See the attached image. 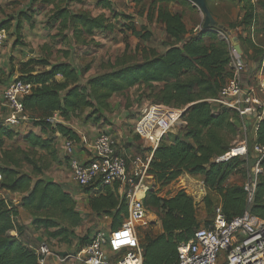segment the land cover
I'll return each mask as SVG.
<instances>
[{
	"label": "trees",
	"instance_id": "obj_1",
	"mask_svg": "<svg viewBox=\"0 0 264 264\" xmlns=\"http://www.w3.org/2000/svg\"><path fill=\"white\" fill-rule=\"evenodd\" d=\"M140 1L133 0L134 5ZM208 1L206 4L211 12ZM236 2L242 4L243 14L229 28L239 26L243 32L250 33V28L254 26L255 37L259 35L264 40V0ZM170 3L191 5L188 0H149L146 7V20H156L164 27L167 48L162 53L142 47L136 49L140 50L142 58L130 61L124 55L130 53L129 45H125L120 56L105 60L101 70L87 78L83 74L90 69V63L79 66L74 61L52 63L31 58L21 65L17 77L30 85L21 102L30 122L39 129V134L25 132L21 135L30 145L37 147H46L47 142L53 141L55 133L78 142L71 129L61 122L52 125L46 122V118L57 113L63 120H70L82 108L89 109V117L96 115L100 118L102 111L110 110V99L114 94L133 87L138 88L139 95L150 104L184 110L179 116L184 123L181 131L162 136L148 162L147 173L153 182L145 193L143 204L156 213L160 231L155 234L147 231L140 238L142 264H175L178 245L187 242L198 227L207 225L212 218L202 222L198 220L193 197L183 189H177L167 197L160 194L182 174L202 180L205 189L220 196V205L228 220L245 210L264 219V160L254 201L250 205L241 185H225L233 172H245L247 160L233 157L227 162H215V158L227 152L237 139L241 125L235 110L223 106L215 108L208 101L215 98L226 80L233 76L229 69L232 59L230 46L219 36V30H187L182 12L171 9ZM96 4L106 9L108 14L92 16L87 11L73 13L65 5L57 6L50 15V19L57 23L56 36L62 42L73 43V54L78 47L86 48L83 51L85 54L88 49L99 46L100 41H96L95 37L113 35L116 26L119 32H129L141 40H148L151 36L145 27L137 29L133 16L116 10L110 1L97 0ZM257 7L261 10L259 21ZM8 21H0V28L7 31ZM237 38L239 44H249L254 57L260 55L261 60L263 49L255 46L249 34L246 37L237 35ZM243 61L247 69V61ZM102 120L106 121L105 118ZM19 135L14 128L0 122V190L21 195L18 204H14L0 194V264H39L34 239L27 235L26 226L17 221L19 208L37 217L32 220L35 228H43L49 238L64 242L75 238L73 229L81 223V217L71 196L63 192L57 183L33 180L31 175L18 170L19 163L25 161L33 166V173L40 172L27 153L21 160L16 157L21 152L19 149H4L6 139ZM254 144L264 145V116L257 125L256 139L253 144L247 145L249 152ZM94 186H98L101 193L89 196V209L96 217L109 216L113 229L119 227L127 217V204L124 196L117 192L118 185H102L96 181L83 188ZM205 202L209 209L212 203L209 196ZM11 230H15L16 235H11ZM82 240L79 239L82 244L89 241L86 237Z\"/></svg>",
	"mask_w": 264,
	"mask_h": 264
},
{
	"label": "crops",
	"instance_id": "obj_2",
	"mask_svg": "<svg viewBox=\"0 0 264 264\" xmlns=\"http://www.w3.org/2000/svg\"><path fill=\"white\" fill-rule=\"evenodd\" d=\"M96 1L97 0H0V21L9 20V23L7 24V37L0 47V122H3L9 111L7 104L3 99V91L12 80L19 76V68L23 63L31 58L45 59L52 63L60 61H74V63H79V57H81L83 51L86 50V48L78 47L76 51L74 50L75 54H73V50L71 51L73 43L67 41L62 42L61 39L56 36L57 23L53 22L50 19V15L53 13L55 8L57 6L66 5V7L73 13L77 11H87L92 16L101 13L108 14V11L106 9H103L100 5H97ZM108 1H110L113 5V8H116V10L118 11L124 12L126 14H130L129 12H132L130 6L134 5L133 0ZM126 5H128V8L125 7ZM257 13L259 21L261 16V10L259 7H257ZM131 15L133 16V22H136L135 14ZM145 19L146 18L144 16L142 20ZM18 24H20L19 31L16 34L15 30ZM150 25L151 26L147 27L146 29L151 33V36L148 40L142 41L141 39L136 38L132 35L134 37V41L132 45L128 46L129 52H132L133 54L136 52L137 42L144 43L140 44L142 45L141 47L139 46L140 48H151L155 50V52L159 53H162L166 50L167 44L164 43L166 35L163 25L157 23L156 20H153ZM155 25L159 26L158 35L153 28ZM185 27L187 30H189V27L186 24ZM199 29L200 27L197 28L196 26L192 30L194 32H197L199 31ZM253 29H255L254 26L250 28V33H248L247 31L246 33L241 32V34L242 36L244 35V37L249 34L250 38L252 39L251 41L255 44V46L263 49L261 60L259 57L260 55L254 57L253 49L249 44L241 45L239 44V42L238 44L240 46L241 52H236L237 54L233 55V60L238 58L247 61V69L241 74L239 79L241 86L246 92L250 89V93L254 98L264 102V93L257 87L259 70L261 68L262 62H264V46L259 44L260 36L256 35L255 37ZM255 38H257L258 42L255 41ZM152 39L154 40V42H152ZM229 40L231 42V38ZM100 43H104V40L100 39ZM124 48L125 44H123V49L121 50V52L124 50ZM138 52H140V50ZM73 55L74 57L71 59V56ZM85 55H88V53H86ZM55 57L58 58L53 61L52 58L55 59ZM91 69L92 68L90 67L88 72L83 74L84 78H87L89 76ZM229 69L232 70L231 63L229 65ZM226 99L228 101L232 100L231 97H227ZM148 104H150V102L139 95L138 88L133 87L122 93L114 94L110 99V110L108 112L102 111L100 118H97L96 115H91L89 117V109L82 108L78 112L76 117H73L70 120H63L61 117H59V122H61L67 128L71 129L77 135L78 142H75L76 149L74 156L78 160H80L81 162H87L90 160V158L92 157L90 145L96 138L97 134L100 131L105 130L116 139L117 151L126 157L127 169L128 171H131L135 167L132 161L135 156H139L145 161L147 158L150 159L152 155L151 144L141 140L133 130L134 123L139 118L141 109ZM212 105L214 106L215 104ZM176 110L177 109H174L173 111ZM104 118L106 119V121L103 122L102 119ZM240 119L241 125L239 130H248L249 139L245 140L247 141V144L249 143L251 145L256 139L257 126L254 120V116L251 114H247L243 118L240 117ZM183 125V122H178V131L176 130V133H179L181 131L180 128ZM14 129L15 131L19 132L20 135L15 136L12 139H6L4 142V149L8 151L17 150L18 148L10 150V148L7 147V143L14 144V142L20 139L26 145V148L28 147L30 149L29 152L27 149H25L24 153H27L28 157L36 163V167L39 168L40 172L37 171L36 173H33V166L25 161L19 163L20 166H18V170L21 173L31 175L33 180L43 179L45 181L57 183L63 192H66L71 196L75 204V210L81 217V223L73 229L75 238L65 243V246L60 245V249L51 247L50 245L51 250L53 251V255L46 259V264H84L82 261L81 251L83 250V247L86 243L82 245L78 244V235H80L79 233H82L84 230L83 236L88 240L96 230H108L112 228L111 218L109 216L103 215L101 217H96L91 212L88 206L89 196L99 195L101 193L100 188L98 186H94L89 187L88 189L87 187H79L75 183L70 171L68 157L64 156L60 149L64 137L59 133L54 134L53 141L47 142L46 147H37L32 146L27 141H25L23 135L21 134H24L25 132L39 134L38 127L33 126L29 121L27 125H22V128ZM175 129L176 128H174L173 130ZM41 137L45 138L46 135H43ZM238 138H240L239 135L237 139ZM237 139L235 141H238ZM19 153L21 155L18 154L16 155V157H19L21 160H23L25 154L23 152ZM247 162L248 164L250 163V168L253 165V159L251 158V156L247 160ZM248 169L245 170V173H247ZM236 172L237 171L233 172L226 181H230L231 179H233L232 176ZM245 176L246 174L244 175L242 183L245 179ZM179 180H182V182L178 181L177 183V181H175L174 183H171L167 186L169 187L168 189H170L171 187L183 189V186L185 185H189L191 189L193 187L192 184L195 182H197L198 185L194 188L198 189L200 185L204 187L202 180L196 179L187 174H182L179 177ZM192 180H195V182ZM149 182L152 184V177H150ZM232 184L236 183H225V185ZM117 185V192L118 194L122 195V185ZM163 189L161 190V193L164 191ZM205 192L209 193V195L214 194V192L208 191L207 189H205ZM193 193L194 190H192V194ZM0 194L6 200H11L14 204H18L19 198L21 196L18 193H10L9 191L4 189L0 190ZM213 199H215V202L219 201L220 203V196L214 195ZM23 213L28 214V217H25ZM149 217L151 222H154L158 230L160 231V223L158 217L155 214H152ZM34 218L37 217L29 214V212L25 211L21 207L19 208L17 221L26 226L27 235H30L35 242H40L41 240L47 239L49 243H53L54 239L49 238L43 228H35L32 225V220ZM198 220H200L201 222L204 221L201 218H198ZM87 221L90 222V224L92 225L91 227L88 225ZM9 233L11 235H16L15 230H11L9 231ZM74 240L76 241V247L71 246ZM60 243H64V241H60ZM56 254L62 257H64L66 254H70V257L61 261L58 257H56Z\"/></svg>",
	"mask_w": 264,
	"mask_h": 264
},
{
	"label": "built area",
	"instance_id": "obj_3",
	"mask_svg": "<svg viewBox=\"0 0 264 264\" xmlns=\"http://www.w3.org/2000/svg\"><path fill=\"white\" fill-rule=\"evenodd\" d=\"M221 33V32H219ZM222 34V33H221ZM223 37H226L222 34ZM7 37V31L0 28V47ZM227 38V37H226ZM233 76L228 78L218 91L215 98L208 101L215 108L223 106L235 110L239 117L247 114L254 116L256 126L264 116V102L254 98L245 91L240 83V76L246 70L241 59H234L237 54L230 50ZM257 87L264 93V62L259 70ZM30 90V85L18 78L12 80L3 91V99L8 106V115L3 123L13 128H22L30 121L23 110L22 97ZM231 97L228 101L226 98ZM216 110V109H214ZM182 111V110H181ZM181 111L169 112L162 104H148L141 109L139 118L135 121L134 133L143 141L151 144V152L158 145L162 136L166 135L178 124ZM214 112V111H213ZM46 122L54 125L59 122V116L54 113L46 118ZM247 141H234L229 150L215 158V162H227L233 157L248 160L251 156L253 165L248 169L242 188L246 202L254 201L258 175L262 172L261 163L264 160V145L254 144L249 152ZM61 152L68 157V163L73 180L79 187H85L99 181L102 185H122V195L127 204V217L117 228L98 229L89 238L81 251L84 264H142V248L138 239V225L150 223L153 212L143 204L145 193L151 186L150 175L147 173L149 158L145 161L135 156L132 161L134 168L127 169V159L117 151L116 139L105 130L100 131L90 145L92 157L87 162H81L75 156V142L64 137ZM1 179V175H0ZM190 186L183 190L190 192ZM203 192L200 185L194 193ZM192 194V193H191ZM193 195V194H192ZM34 251L39 264H46V259L53 255L50 245L41 240ZM178 259L175 264H264V219L245 210L241 215L228 220L221 205L216 204L210 222L198 227L193 236L177 247ZM63 261L70 257L57 255Z\"/></svg>",
	"mask_w": 264,
	"mask_h": 264
},
{
	"label": "rangeland",
	"instance_id": "obj_4",
	"mask_svg": "<svg viewBox=\"0 0 264 264\" xmlns=\"http://www.w3.org/2000/svg\"><path fill=\"white\" fill-rule=\"evenodd\" d=\"M149 0H141L140 2H136L135 5H131L130 9L132 12H129L130 14H135V27L137 29H141L142 27H145V29H147V27L151 26V22L145 20H142V18L146 15V10H147V4H148ZM134 4V3H133ZM191 5H186V6H179L175 3H170L169 7L173 10H178L182 12V17L183 20L185 22V24L189 27V31L192 30L194 27L197 26L200 27L202 21H203V14L200 12V10L193 5V3H189ZM208 5L210 7L211 13L213 18L219 22L220 24H222L223 26L227 27L230 31H231V35L230 38L232 39L233 37L237 38V35H242L241 32H243V28L242 27H235V28H229L230 25L234 24L235 22H237L240 17L243 14V9H242V4H238L236 2V0H209L208 1ZM126 8H128V5L125 6ZM142 12V14H141ZM145 23V24H144ZM154 31H156V34L158 35V31H159V26L155 25L154 27ZM102 36V35H101ZM97 36L96 37V41H100L104 40V43H100L99 46L95 47V48H91L88 49L90 50L88 52V50L86 51V53H88V55H85L84 53L81 55V57H79V66L85 65L87 63L91 64V72L89 73L90 75H93L97 72H99L101 70V65L103 64L104 60H107L108 58H115L120 56V54L122 53L121 50L123 49V44H125L126 46H130L133 44L134 41V37L129 34V32H125L121 33L118 31V26L115 27V32L113 33V35L108 34L107 36ZM244 36V35H243ZM220 37L221 38H225L226 42L229 44L230 46V50L232 49V44L230 42V40L226 37H223L222 34L220 33ZM261 40V37L259 38ZM142 41H145L142 39ZM255 41L258 42L257 38H255ZM152 42H154V40L152 39ZM238 38H237V43H238ZM123 43V44H122ZM156 43V42H155ZM264 40L260 41V44L263 45ZM140 44H144L141 42H137L136 43V49L138 50L142 45ZM152 44V43H150ZM137 46H140L137 48ZM136 50V52L133 54L132 52H130L129 54L125 53L124 55L129 57L130 61H138L140 60L142 57V53L138 52ZM121 52V53H120ZM58 57L52 58V60H56ZM81 58V59H80ZM256 68V67H255ZM167 110L169 112H171V110L173 109L172 107L166 106ZM174 110V109H173ZM177 111H181V109H177ZM172 113V112H171ZM179 122H182L180 119H178ZM176 128L175 130H172L170 132H172L173 134H175L178 129H177V125L174 127ZM173 128V129H174ZM177 130V131H176ZM248 130H240L239 131V136L240 138H238L237 140H241V138L244 139H249L248 138ZM7 147L10 148V150H14L15 148H18L21 152H25L24 150L27 149L28 152L30 151V149L27 147L26 145L19 139L18 141L14 142V144L12 143H7ZM14 146H19V147H14ZM21 155V154H20ZM250 162V161H249ZM250 163L245 164V170H247L249 168ZM245 172L243 171H238L236 173L233 174L232 178L230 181H226L225 183H231V182H235L238 185H241L242 180H243V176H244ZM230 179V178H229ZM182 182V180H177V183ZM195 182V180H192ZM198 185L197 182L192 184V188L189 189L190 192L192 193V190H196V187ZM169 187L164 188L163 192L161 193L162 196L167 197L171 194H173L177 188L176 187H171L170 189H168ZM191 193H187L189 195H191L193 197V200L196 204V215L198 216V218H201L203 220L205 219H210L212 217L213 211H214V206L219 203V201L215 202V199H213V196L217 194H213V195H209V193H206L203 195V192H198V193H193V195ZM209 195L212 203L210 208L208 209L206 207V202H205V198H207ZM213 204V205H212ZM153 212V211H151ZM155 215L156 213L153 212ZM23 215L25 217H28V214L23 213ZM157 216V215H156ZM88 225L91 227L92 225L90 224V222H88ZM22 224V223H21ZM138 229V239L140 241V238L147 232L150 231L155 234L158 233L159 230L157 228V226L155 225V223L151 222L150 224H146L144 226L142 225H138L137 226ZM80 235H78L79 239L82 240V238L84 237V230L82 233H79ZM31 238V236H30ZM25 240H29V238H24ZM47 242L48 240L45 239ZM85 240V239H84ZM31 241V240H29ZM83 241V240H82ZM82 241L81 243L79 242V245H82ZM39 242H35V247L38 245ZM49 243V242H48ZM67 242L64 243H60V241H58L57 239H54L53 243H49V245H51V247H56L57 249H60V245L61 246H65ZM71 246L76 247V241L74 240L73 243L71 244ZM70 246V247H71Z\"/></svg>",
	"mask_w": 264,
	"mask_h": 264
},
{
	"label": "water",
	"instance_id": "obj_5",
	"mask_svg": "<svg viewBox=\"0 0 264 264\" xmlns=\"http://www.w3.org/2000/svg\"><path fill=\"white\" fill-rule=\"evenodd\" d=\"M188 1L193 3V5H195L203 14V21L200 25L201 30H219L221 31L222 34H224L227 38L230 39L231 31L213 18L211 12L207 7L206 0H188ZM231 42L234 50L238 53L241 52L240 46L237 43V38L233 37L231 39ZM183 111L184 110H182L181 113Z\"/></svg>",
	"mask_w": 264,
	"mask_h": 264
}]
</instances>
